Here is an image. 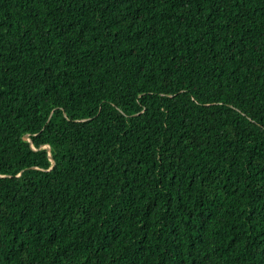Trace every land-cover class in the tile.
Returning a JSON list of instances; mask_svg holds the SVG:
<instances>
[{
    "label": "trees",
    "instance_id": "1",
    "mask_svg": "<svg viewBox=\"0 0 264 264\" xmlns=\"http://www.w3.org/2000/svg\"><path fill=\"white\" fill-rule=\"evenodd\" d=\"M0 264H264V0H0Z\"/></svg>",
    "mask_w": 264,
    "mask_h": 264
}]
</instances>
